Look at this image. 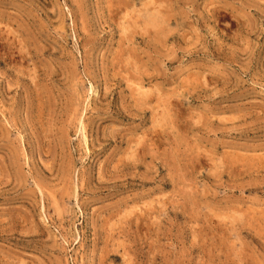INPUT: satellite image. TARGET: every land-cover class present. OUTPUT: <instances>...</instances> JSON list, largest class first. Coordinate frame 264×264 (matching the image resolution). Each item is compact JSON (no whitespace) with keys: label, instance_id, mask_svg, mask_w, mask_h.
I'll return each instance as SVG.
<instances>
[{"label":"rangeland","instance_id":"obj_1","mask_svg":"<svg viewBox=\"0 0 264 264\" xmlns=\"http://www.w3.org/2000/svg\"><path fill=\"white\" fill-rule=\"evenodd\" d=\"M0 264H264V0H0Z\"/></svg>","mask_w":264,"mask_h":264}]
</instances>
